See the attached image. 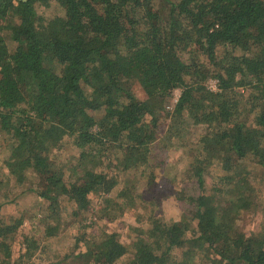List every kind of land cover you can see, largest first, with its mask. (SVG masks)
<instances>
[{
	"label": "trees",
	"instance_id": "obj_1",
	"mask_svg": "<svg viewBox=\"0 0 264 264\" xmlns=\"http://www.w3.org/2000/svg\"><path fill=\"white\" fill-rule=\"evenodd\" d=\"M202 124L173 165L168 148ZM0 131V185L94 215L63 254L58 225L23 233L17 264H264V0H0ZM163 189L181 218L157 211ZM130 212L131 244L98 223ZM27 215L0 218V253Z\"/></svg>",
	"mask_w": 264,
	"mask_h": 264
},
{
	"label": "rangeland",
	"instance_id": "obj_2",
	"mask_svg": "<svg viewBox=\"0 0 264 264\" xmlns=\"http://www.w3.org/2000/svg\"><path fill=\"white\" fill-rule=\"evenodd\" d=\"M40 10L44 18L43 23L46 27L51 29L58 25V22L61 20V11L57 4L52 3L45 7L41 6ZM207 83L212 87L213 82H211L210 79ZM179 93L180 89H176L173 92V97L170 99V105H168V108L172 109V105H174ZM205 126V124L194 126L190 130L191 136L188 135L185 139L181 140V142H177L168 148L167 155L173 165H176L179 168H184L188 164L189 147L198 139L199 134L205 131ZM10 146L11 140L4 131H0V166H2L1 170L4 171H6L5 157L10 152ZM67 149L69 150L64 154L66 157L72 154L73 151L71 147H67ZM213 169L215 172L221 171L220 165H216ZM13 181V179L9 181L5 180L4 183L0 185V218L8 221L12 219L13 216H19L21 213H28L29 215L26 216L25 221L18 228L17 234H15L14 237L7 239V242L11 245L12 251L10 253H0V264H17L16 260L22 249V234L34 231L44 237L45 230L49 228V225H58L57 233L52 236L50 235L51 237L48 238L50 249L57 250L61 254L65 251L71 250L76 244V234L78 233V230H80L83 224L89 223L94 216L92 213V205L91 203H88L89 200H86V206L83 207L82 213L78 215L73 213V207L71 206L66 208H62V206L52 208L49 206L48 201L43 199L41 200V204H39L38 202L41 198H39L34 191L29 190L26 193H20V187L14 188V186L11 185L14 183ZM86 195L87 199L89 196L96 203L105 200L104 196L101 198H94L93 193H90L89 195L87 193ZM159 196L160 200L157 210L159 213H162L167 219L171 220L182 217V207L171 191L163 189L160 191ZM31 213L32 216H30ZM250 217L251 216L247 217L241 224L246 229L257 224V220L255 218L252 220ZM98 223L106 225L110 230L117 229L120 231L122 234V240H126L128 244H131L133 239L136 238L142 225L132 212L127 213L114 221L100 219ZM90 240V236L86 235L85 239L80 241L79 247L92 246ZM50 253L53 255V252ZM36 259L38 261L39 257L36 256ZM63 264L85 263L82 258L73 257L66 260ZM173 264L183 263L175 262Z\"/></svg>",
	"mask_w": 264,
	"mask_h": 264
},
{
	"label": "built area",
	"instance_id": "obj_3",
	"mask_svg": "<svg viewBox=\"0 0 264 264\" xmlns=\"http://www.w3.org/2000/svg\"><path fill=\"white\" fill-rule=\"evenodd\" d=\"M211 80V82H213L212 83V89H216L217 88V83H216V80H214V79H210Z\"/></svg>",
	"mask_w": 264,
	"mask_h": 264
}]
</instances>
